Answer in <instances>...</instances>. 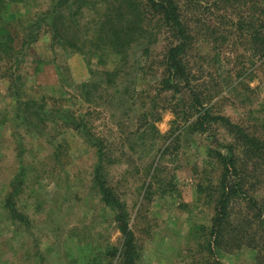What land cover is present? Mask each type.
I'll list each match as a JSON object with an SVG mask.
<instances>
[{
    "label": "rangeland",
    "instance_id": "obj_1",
    "mask_svg": "<svg viewBox=\"0 0 264 264\" xmlns=\"http://www.w3.org/2000/svg\"><path fill=\"white\" fill-rule=\"evenodd\" d=\"M47 5V0H17L7 14L15 20L35 19ZM229 12L223 31L211 37L215 42L207 43L204 32L197 34L192 66L205 90L216 95V111L262 131L264 67L258 68L260 62L252 51L239 42L240 32L232 25L238 10ZM94 14L88 13L87 19ZM219 14L224 12L203 5L199 12L203 29L205 22L218 23ZM50 40L43 25L23 56L0 62V264H121L117 248L122 235L115 212L101 201L93 182L100 151L65 128L62 120L56 122L59 126L49 124L38 131L17 118L22 113L17 110L18 99L44 98L50 109L53 97L68 99L63 109L80 115L89 105L80 90L92 77L100 88L90 118L94 131L115 149L117 162L107 167V178L126 202L129 226L141 253L138 264H205L209 255L197 246L196 236L202 233L201 226L211 224L214 194L210 189L219 176L218 165L205 163L206 135L184 130L175 140L180 129L171 134V95L157 91L149 60L135 49L116 81L105 88L99 69L114 67L117 59L105 65L94 58L88 64L79 52L52 50ZM90 68L99 72L92 75ZM22 114L32 118L30 112ZM138 127L144 134L136 133ZM216 131L222 141L231 140L221 129ZM58 146L59 159L53 156ZM22 166L27 167V178L16 203L29 224L11 219L3 205ZM199 185H209L208 192L199 193ZM250 193L264 201V186ZM243 205L236 210L242 212ZM255 256L246 247L216 252L223 264H255Z\"/></svg>",
    "mask_w": 264,
    "mask_h": 264
},
{
    "label": "trees",
    "instance_id": "obj_2",
    "mask_svg": "<svg viewBox=\"0 0 264 264\" xmlns=\"http://www.w3.org/2000/svg\"><path fill=\"white\" fill-rule=\"evenodd\" d=\"M13 1L17 0H0V62L11 63L23 56L26 46L37 41L43 25L50 33L52 50L79 52L88 64L94 58L105 65L109 60L117 59L114 67L99 69L105 88L116 81L133 49L149 60V69L157 78V91L170 94L173 100L169 107L173 115L171 134L180 129L175 136L177 141L184 130L206 135L209 141L205 163L219 167L218 183L210 189L214 194L211 224L201 226L202 233L196 236L197 246L209 255L205 264H223L216 258L218 250L230 252L243 247L255 251V264H264V201L250 193L264 186V130L259 131L251 124L245 125L216 111V103H213L216 95L205 90L191 59L197 34L204 32L208 34L207 43L215 42L211 37L215 38L223 31L220 28L226 15L231 13L230 10H238L232 25L240 32L239 42L245 50L252 51L255 61L260 62L258 68L264 67V0H47L48 5L35 19L19 17L16 20L7 14ZM203 5L224 12L217 15L221 19L218 23L205 22L204 29L199 15ZM90 12L95 14L87 19ZM222 36L226 40L225 35ZM62 70L60 67L59 73ZM90 72L94 75L99 71L90 68ZM99 88L94 77L82 84L80 97L89 105L80 115L63 109L64 101L68 99L53 97L54 105L50 109L46 108L44 98L18 99L17 110L30 112L32 118L20 112L17 118L38 131L40 128L46 130L49 124L59 126L56 122L62 120L65 128L76 131L85 142L100 151L93 182L101 194V201L115 212V222L122 235L121 246L117 248L120 263L138 264L141 253L129 226L126 202L109 185L107 178V167L117 162L115 149L104 136L94 131L90 118L92 110H96L92 104ZM216 129L224 131L231 140L222 141ZM136 133L142 135L144 130L138 127ZM168 149L169 146L161 156ZM60 152L58 146L53 156L59 159ZM26 170L27 167L20 168L3 200L10 218L23 224H29V221L17 209L16 202L26 184ZM199 186V193L208 192L209 185ZM240 204H244L240 207L242 212L236 210ZM211 257H214L213 263H209Z\"/></svg>",
    "mask_w": 264,
    "mask_h": 264
}]
</instances>
